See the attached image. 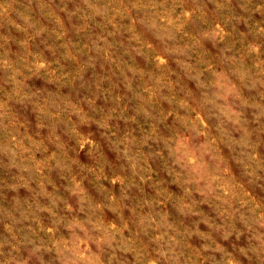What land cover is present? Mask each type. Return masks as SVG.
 <instances>
[{"label":"rangeland","instance_id":"1","mask_svg":"<svg viewBox=\"0 0 264 264\" xmlns=\"http://www.w3.org/2000/svg\"><path fill=\"white\" fill-rule=\"evenodd\" d=\"M0 98V264H264V0H0Z\"/></svg>","mask_w":264,"mask_h":264},{"label":"clouds","instance_id":"2","mask_svg":"<svg viewBox=\"0 0 264 264\" xmlns=\"http://www.w3.org/2000/svg\"><path fill=\"white\" fill-rule=\"evenodd\" d=\"M17 71H20V69L18 68ZM29 71L38 72V76H33V81L42 79L43 83L40 85H36L30 81L27 83L25 91L32 90L33 92H35V90L39 87L41 89H47L48 92H56L58 83L55 80L49 83L47 79H43L45 72L47 71L44 64L38 63L37 65L33 66V68L29 69ZM25 75H28V73H25ZM33 102H35V97H33ZM9 104H11V107L13 109L16 108V104L14 101L6 103V98H0V143L7 142L9 145L18 146L20 142L24 140V138L28 135H34L37 138H39L40 135H47V114L41 115V113H39L38 111H34L32 108V104L29 103L26 109H24V116L21 117L17 112V118L13 119V117L9 115ZM50 111L52 113H55L57 109L55 107H52ZM21 125H23V127ZM41 125L45 126L41 127ZM190 187L192 189L193 198H201L197 195V190L203 187V182L200 184L192 183ZM237 226L240 228L241 237H245L246 230L244 225L237 223ZM261 227L264 228V225H262ZM248 235H250V233ZM241 237H237V239H240ZM257 246L259 247V245ZM238 247L242 248L243 245H238ZM4 251H7V249H4ZM65 255L69 260H73L76 254H74L73 251L69 249L66 250ZM249 255L252 256L253 264H258L256 257L251 253H249ZM261 255L264 256V252H262Z\"/></svg>","mask_w":264,"mask_h":264}]
</instances>
